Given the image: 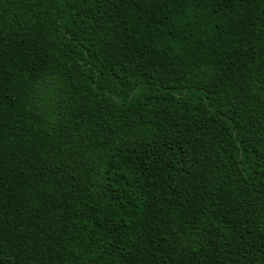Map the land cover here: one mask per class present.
<instances>
[{
  "label": "trees",
  "instance_id": "obj_1",
  "mask_svg": "<svg viewBox=\"0 0 264 264\" xmlns=\"http://www.w3.org/2000/svg\"><path fill=\"white\" fill-rule=\"evenodd\" d=\"M0 264H264V0H0Z\"/></svg>",
  "mask_w": 264,
  "mask_h": 264
}]
</instances>
